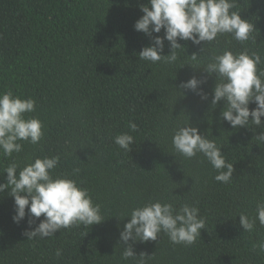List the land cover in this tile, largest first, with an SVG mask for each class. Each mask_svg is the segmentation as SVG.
<instances>
[{"label": "trees", "instance_id": "trees-1", "mask_svg": "<svg viewBox=\"0 0 264 264\" xmlns=\"http://www.w3.org/2000/svg\"><path fill=\"white\" fill-rule=\"evenodd\" d=\"M147 3L0 0V93L11 90L33 98L35 111L25 115L38 117L44 132L38 144L21 142L20 153L0 154V172L13 160L22 168L36 157L59 155L52 175L69 176L87 188L104 218L28 239L25 232L44 217H31V225L28 215L14 222V197L5 189L0 193V264H135L122 259L120 233L130 218H121L156 200L198 207L206 228L190 246L173 244L163 233L156 241H137V254H153L148 264H264V252L253 248L264 242V225L256 219L247 232L239 218H255L257 202L264 201V142L255 139L264 129L251 123L232 128L222 120L225 101L211 104L216 76L202 67L225 49L238 53L246 48L264 57V0H237L235 10L255 25L247 41L220 35L205 45L198 62L190 55L206 42L180 41L185 46L172 64L139 59L152 42L134 27ZM170 51L165 40L164 54ZM257 67L264 69V64ZM194 75L205 79L200 87L206 100L179 89ZM129 121L139 131L132 133L136 143L126 153L114 138L129 131ZM185 122L222 147L235 169L229 183L215 180L217 170L203 154L186 159L175 152L172 136ZM6 177L0 174V183Z\"/></svg>", "mask_w": 264, "mask_h": 264}, {"label": "clouds", "instance_id": "clouds-1", "mask_svg": "<svg viewBox=\"0 0 264 264\" xmlns=\"http://www.w3.org/2000/svg\"><path fill=\"white\" fill-rule=\"evenodd\" d=\"M236 8L237 0H148L147 4L141 5L144 14L134 27L136 31L150 36L152 42L138 53L139 59L153 64L161 61L172 64L178 59L177 50L185 46L180 41L191 40L196 45L206 42L199 53L190 55L191 61L198 62L205 45L211 44L220 35L232 34L241 43L247 41L255 25L242 17ZM161 30L163 36H153V33H160ZM165 40L171 48L169 54H164ZM260 64H264V57L245 48L238 53L225 49L202 66L206 73L216 76L211 104L215 107L221 100L225 101L221 119L228 121L232 128L249 126L251 123L255 128L264 129V69L258 71ZM204 83L205 79L194 75L182 82L179 89H190L206 100L208 94L200 87ZM253 102L256 107L250 108ZM35 107L33 98H22L11 90L0 93V154L11 157L13 153L23 150L21 142L33 145L40 142L44 135L43 122L38 117L25 115L33 113ZM126 127L129 131L116 135L114 142L130 153L132 145L136 143L132 133L138 132L139 126L135 121H129ZM255 139L264 142V131H260ZM172 145L175 152L186 159L203 154L217 170L216 181H231L235 171L233 164L226 162L222 147L217 145L216 140L209 139L197 126L189 122L178 126L172 136ZM59 162V155L36 157L21 168L13 160L0 172L7 173L6 181L0 183V193L9 189V195L14 197V222L19 223L28 215L31 225L34 223L31 217H44L34 229L25 232L28 239L37 236L48 238L58 230L73 225L83 224L87 227L104 220L101 205L94 203L87 188L69 176L52 175ZM256 212L255 218H249L246 214L239 216L244 231H253L256 219L264 225V201L257 202ZM125 217L130 219L120 233L121 244L125 245L121 255L124 260H135V264H148L153 258V254H137L134 251L133 245L137 241H156L163 233L173 244L190 246L201 236V230L206 228L199 208L189 203L177 208L170 202L150 201L120 218L123 220ZM253 248L264 252V242L254 244ZM61 253V249L56 251L57 256Z\"/></svg>", "mask_w": 264, "mask_h": 264}]
</instances>
